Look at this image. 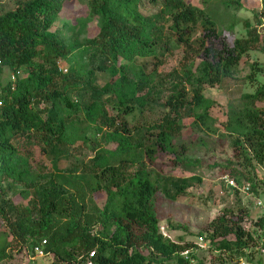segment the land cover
<instances>
[{"label":"trees","instance_id":"trees-1","mask_svg":"<svg viewBox=\"0 0 264 264\" xmlns=\"http://www.w3.org/2000/svg\"><path fill=\"white\" fill-rule=\"evenodd\" d=\"M69 1L18 0L16 9L0 14V77L5 69L15 75L0 93V221L7 231L0 263L23 246L34 255L43 240L42 258L49 264H236L256 257L260 262L264 219L250 211L235 215L225 209L200 232L209 259H185L182 252L194 245L159 231L163 168L202 167L181 141L185 119H193L198 131L230 138L242 170L225 169L237 182L254 165L264 168V83L230 106L222 123L212 114L217 102L206 94L233 78L260 42L257 28L244 21L247 36L232 43L228 33L236 15L227 22L214 8L223 3L226 11L239 10L243 0H200L202 9L186 0H149L159 7L150 16L141 12L142 0H78L89 14L64 27L99 25L81 44L53 31ZM101 76L104 86L98 85ZM146 113L157 118L131 123ZM92 133L113 150L102 151ZM20 142L37 147L54 170L33 166ZM78 143L95 154L67 176L57 163ZM151 167L161 171L155 178ZM195 183L202 179L175 182L172 198ZM9 190L24 202L8 199ZM248 193L256 202L262 198L255 184Z\"/></svg>","mask_w":264,"mask_h":264},{"label":"rangeland","instance_id":"rangeland-1","mask_svg":"<svg viewBox=\"0 0 264 264\" xmlns=\"http://www.w3.org/2000/svg\"><path fill=\"white\" fill-rule=\"evenodd\" d=\"M18 0H0V14L14 10L17 7ZM193 6L202 9L200 0H186ZM223 2V0H222ZM242 7L237 10L231 8V11L225 9V6L220 3L214 8L218 12V16L230 22V15L233 13L236 15L237 23L234 26L233 32L228 33L231 42L236 39L244 38L247 36V30L244 25V21H248L254 28L260 33V42L257 45V49L252 50L246 55L240 63L237 72L233 78L224 79L223 82L215 88H207V97L211 98L218 104V108L214 109L212 114L219 119L220 123L225 121L227 110L230 106L238 104L241 97L244 94L254 92L258 86L264 83V17H262V23L259 22L258 15L262 12L261 0H243ZM159 7H155L149 0H142L141 12L150 16L157 13ZM89 14V9L86 4L80 3L78 0L69 1L64 11L61 14V18L58 20L54 30H60L62 37L71 42L77 41L80 44L85 39L94 37L99 32V25L95 21H91L86 29L77 26L74 30H70L64 27V23L76 24V20L86 17ZM181 50L176 51L175 60L178 61L181 58ZM15 75L9 69H5L3 75L0 77V93L2 86H5L9 81L14 82ZM106 78L100 77L98 81L99 86H104ZM110 115L114 116L115 113L109 108ZM146 116L151 120L157 118L156 115L149 113L139 114L136 119L131 123L139 124L147 120ZM193 119H185L182 142H185L192 149V156L199 158L202 162V167L197 170H186L183 168H172L171 166H165L163 171L160 169L153 170L154 174L160 173V190L159 197V218L162 225L169 226V234L172 236L173 241L182 244L192 243L194 246L190 249L191 254L196 255L198 258H207L210 256L207 254L208 249H198L195 247V243L199 242V234L206 229L208 225L218 216L223 214V210L231 209L235 215L243 212L250 211L252 216L261 215L260 210L256 205V198L254 195L243 191V188L252 184L257 185L260 193H262L261 200L264 201V168L254 165L251 168V174L246 176V173L239 176V182L232 178L230 171L225 169L226 166L230 168H237L242 170L241 165L234 161V152L231 149V140L228 137H217L214 135H208L205 132L198 131L192 125ZM220 131L224 130L220 124L218 125ZM95 134H89L92 140L101 142V137ZM225 136V135H224ZM102 144V151L113 150L114 147L106 146ZM77 150L73 151L71 148L65 156L58 161V167L65 171L67 176L70 175V170H74L79 167L81 162L85 159L92 158L95 152L89 145L82 146V143H78ZM19 149L24 156L31 158L33 166H40L44 164V168L40 170L45 172H52L53 162L48 161L33 145H25L20 142ZM44 169V170H43ZM38 170V168H37ZM197 177L202 179V183H195V185L188 189L186 194L179 195L172 198L176 190L174 183L189 179L191 177ZM226 178L234 180L239 188L234 191L227 183ZM165 186L168 188L166 190ZM7 198H11L16 203H23V196L20 194H12V191L7 192ZM102 199H98L101 201ZM173 226H179L177 229L170 228ZM6 228L3 227L0 221V242L4 240L6 236ZM11 241V238H9ZM13 246L17 247V244L13 243ZM13 249V247H12ZM14 250V249H13ZM17 253L12 259L2 261L0 264H49V260L38 258L33 261L31 258L33 254L27 246H23L21 249L17 248ZM16 251V250H15ZM205 259V260H207ZM257 260V257L254 259ZM231 260L228 262L230 263ZM226 261V263H228ZM235 264V261L231 262Z\"/></svg>","mask_w":264,"mask_h":264},{"label":"built area","instance_id":"built-area-1","mask_svg":"<svg viewBox=\"0 0 264 264\" xmlns=\"http://www.w3.org/2000/svg\"><path fill=\"white\" fill-rule=\"evenodd\" d=\"M62 70V69H61ZM64 72H67L66 70H63ZM226 183L227 185L232 188V189H238V186L236 184V182L230 178H226ZM250 186H246L243 188V191L245 192H248ZM256 205L258 207V209L260 210V213H261V216L263 217L264 219V201L261 200V199H258L257 202H256ZM159 231L160 233L162 234V236L164 238H167L169 240H172L173 241V238L172 236L169 234V229H168V226L167 225H162L160 226L159 228ZM47 244V240H43L41 242V244L39 246H36L35 249H34V255L33 257L31 258V260L35 261L37 258H42L46 255V252H45V246ZM195 247L198 248V249H208V243L207 241L204 240V238H200L199 237V242H196L195 243ZM258 256L260 258V262L257 261V260H254L253 263H250L244 259H240L239 261L236 262V264H264V239L262 240L259 248H258ZM185 259L187 260H191L192 262H194L192 259H191V250L190 249H187L185 250L184 252H182L181 254ZM94 256V253H92L90 255V257H93Z\"/></svg>","mask_w":264,"mask_h":264}]
</instances>
